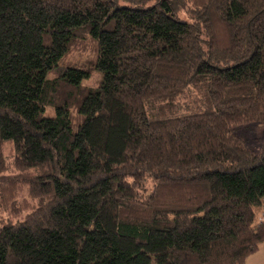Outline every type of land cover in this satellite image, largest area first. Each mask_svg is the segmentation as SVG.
<instances>
[{"label": "trees", "instance_id": "1", "mask_svg": "<svg viewBox=\"0 0 264 264\" xmlns=\"http://www.w3.org/2000/svg\"><path fill=\"white\" fill-rule=\"evenodd\" d=\"M261 122L264 0H0V264H246Z\"/></svg>", "mask_w": 264, "mask_h": 264}, {"label": "rangeland", "instance_id": "2", "mask_svg": "<svg viewBox=\"0 0 264 264\" xmlns=\"http://www.w3.org/2000/svg\"><path fill=\"white\" fill-rule=\"evenodd\" d=\"M82 34V35H81ZM79 39L74 40V44L70 47L68 53L59 62V66L49 72L50 77H55L67 68H80L89 71V76L82 81L83 87L88 89H97L103 81V74L100 70L95 67L96 59V43L93 41L88 32L80 31ZM77 47V48H76ZM54 114V109L49 107L46 109L44 115L52 116ZM77 118L80 116L75 112ZM80 121V120H78ZM234 133L239 135L246 143L248 149L260 153L264 150V122L261 123H251L240 128H235ZM6 171L7 173H12L13 168V158L14 150L9 144L3 147ZM145 184L147 182L145 181ZM23 191V190H22ZM26 194L22 195L26 197ZM264 209V198L262 203L254 207L255 211V224L262 220V214Z\"/></svg>", "mask_w": 264, "mask_h": 264}, {"label": "crops", "instance_id": "3", "mask_svg": "<svg viewBox=\"0 0 264 264\" xmlns=\"http://www.w3.org/2000/svg\"><path fill=\"white\" fill-rule=\"evenodd\" d=\"M246 264H264V243L259 246L255 254L247 258Z\"/></svg>", "mask_w": 264, "mask_h": 264}]
</instances>
